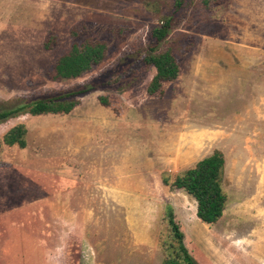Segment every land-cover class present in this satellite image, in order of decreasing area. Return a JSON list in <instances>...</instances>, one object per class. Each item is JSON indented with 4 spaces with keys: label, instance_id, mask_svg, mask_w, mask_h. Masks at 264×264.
Listing matches in <instances>:
<instances>
[{
    "label": "rangeland",
    "instance_id": "1",
    "mask_svg": "<svg viewBox=\"0 0 264 264\" xmlns=\"http://www.w3.org/2000/svg\"><path fill=\"white\" fill-rule=\"evenodd\" d=\"M176 3L0 0V264H162L179 251L168 206L196 264H264V0ZM164 19L170 34L156 45ZM73 30L78 42H107L108 56L54 80ZM154 46L172 50L180 75L150 95ZM88 86L68 115L29 114ZM20 124L27 147L5 145ZM215 151L229 201L206 225L196 201L162 180Z\"/></svg>",
    "mask_w": 264,
    "mask_h": 264
},
{
    "label": "trees",
    "instance_id": "2",
    "mask_svg": "<svg viewBox=\"0 0 264 264\" xmlns=\"http://www.w3.org/2000/svg\"><path fill=\"white\" fill-rule=\"evenodd\" d=\"M218 0H202L203 5L208 7ZM184 0H177L176 5L181 7ZM171 20L164 19V23L152 31V39L158 45L167 40L170 34ZM74 43L71 49L57 61L52 79L64 81L76 79L90 72L94 67L101 65L109 53V45L101 40H86L78 42V32L71 31ZM54 38L49 37L44 43L46 50L52 49ZM146 64L154 67L155 76L148 86V93H158L164 84L175 81L180 75V65L171 49L158 52L156 47L145 59ZM95 90L88 86L72 93L66 97L44 99L33 103L29 107V114L41 115H68L79 107V97L88 95ZM103 106L109 107L107 98L101 97ZM19 110H11L2 117L7 118L16 115ZM28 130L25 125L20 124L10 129L3 137V143L7 146H15L25 149L27 147ZM225 174V158L222 152L215 151L212 155L200 160L194 167L187 169L175 177L173 181L169 177H163V184L173 190L184 191L197 203V217L206 225L218 223L224 216L228 205V195L224 190L223 181ZM169 226L174 239L178 244L179 251L171 252L162 264H196L193 256L185 245V232L177 221L174 208L168 206Z\"/></svg>",
    "mask_w": 264,
    "mask_h": 264
},
{
    "label": "crops",
    "instance_id": "3",
    "mask_svg": "<svg viewBox=\"0 0 264 264\" xmlns=\"http://www.w3.org/2000/svg\"><path fill=\"white\" fill-rule=\"evenodd\" d=\"M177 191H181V190H177ZM181 192H184V191H181ZM185 193V192H184Z\"/></svg>",
    "mask_w": 264,
    "mask_h": 264
}]
</instances>
